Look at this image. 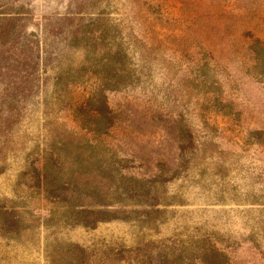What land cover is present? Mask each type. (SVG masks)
<instances>
[{
  "label": "rangeland",
  "instance_id": "obj_1",
  "mask_svg": "<svg viewBox=\"0 0 264 264\" xmlns=\"http://www.w3.org/2000/svg\"><path fill=\"white\" fill-rule=\"evenodd\" d=\"M256 39L264 0H0V204L20 218L0 231V264H171L204 248L264 264ZM102 95L111 126L79 129ZM51 150L82 204L98 194L126 217L65 222L67 201L30 174Z\"/></svg>",
  "mask_w": 264,
  "mask_h": 264
},
{
  "label": "trees",
  "instance_id": "obj_2",
  "mask_svg": "<svg viewBox=\"0 0 264 264\" xmlns=\"http://www.w3.org/2000/svg\"><path fill=\"white\" fill-rule=\"evenodd\" d=\"M260 42L256 40L251 41V49L258 55V51L264 50L261 48ZM264 75V71L261 72ZM107 105L102 98L99 99L98 106L89 107L87 111H80L75 120L79 124V129L85 132H92L94 135H103L105 130L111 125V118L107 115ZM91 120L94 125L93 129L85 127L83 124L87 120ZM108 120V122H107ZM83 122V123H82ZM91 155H89L90 157ZM66 157L58 151L51 150L50 152L40 155L31 165L30 174L34 180L35 187L40 188L44 195L57 202L67 201L69 213L65 217V222H70L75 225H82L84 227H94L99 222L109 221L112 219H124L126 216L120 215L118 211L107 208V204L98 196V194L88 195L90 204H82L80 191V184L73 181V179H65L68 173L64 168ZM76 164H83L78 157L75 159ZM79 172V171H77ZM120 179H128L133 183L123 184L125 190L133 188H144L145 183L136 178L123 176L120 174ZM65 195H68L67 198ZM97 199V200H95ZM141 201V200H139ZM20 218L15 210H9L3 204H0V231H8L10 227H15L13 231H18L20 226ZM207 249L204 248L198 255V260H183L180 256L171 258V264H222L226 260V256L217 250H210V254H206ZM83 252V250H81Z\"/></svg>",
  "mask_w": 264,
  "mask_h": 264
}]
</instances>
